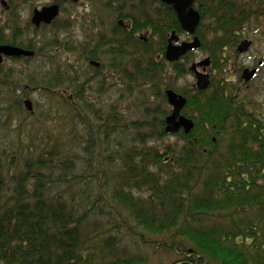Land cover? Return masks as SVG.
<instances>
[{"label":"trees","instance_id":"obj_1","mask_svg":"<svg viewBox=\"0 0 264 264\" xmlns=\"http://www.w3.org/2000/svg\"><path fill=\"white\" fill-rule=\"evenodd\" d=\"M196 9L198 36L221 75L186 97L183 114L195 123L189 134H168L163 112L157 129L145 118L139 137L125 138L129 123L118 105L85 94L105 66L92 67L91 75L71 62H51L47 70L45 60L39 76L25 77L30 88L63 102L72 126L67 143H43L0 163V264H264V119L227 92L230 70L222 62L238 32L264 20V6L198 0ZM130 18L116 42L122 51L109 54L116 55L110 78L119 72L128 84L154 87L167 77L171 33L183 32L176 13L159 0ZM143 30L159 40L155 54L137 36ZM102 44L94 53L85 44L66 50L89 64L106 55ZM48 48L61 49L57 37L40 47L44 59L51 58ZM181 61L169 64L178 78L190 74ZM161 97L167 101L166 93ZM170 136L177 140L162 144ZM152 255L160 262L152 263Z\"/></svg>","mask_w":264,"mask_h":264},{"label":"rangeland","instance_id":"obj_2","mask_svg":"<svg viewBox=\"0 0 264 264\" xmlns=\"http://www.w3.org/2000/svg\"><path fill=\"white\" fill-rule=\"evenodd\" d=\"M53 1L7 0L11 10L13 9L10 17L5 13V8L2 1H0V35L12 38L16 33H20L22 39L18 38V42L22 41L23 38L24 41L34 39L41 46L44 42L53 41L57 37L61 47L57 51H54V48H48L47 50L51 58L47 57V59H44L41 57L33 64H28L25 67L24 64L14 62H6L0 67V163H4V165L8 164L7 161L10 158L15 157V159H18L20 157L19 152L28 153L33 149L39 150L38 147L43 146V143L49 144V148L56 145L57 141L59 143H67L68 139L64 135L71 132L70 127L72 124L69 122L71 121V115L69 113L65 114L66 110L63 107V102L58 97L53 98L52 95L44 94L42 90L36 92L34 88H30L31 84L25 81V77L37 74L39 76L43 71L42 66H44V62L46 61L49 62L45 66L47 70L50 69L51 62L56 64V67H59L60 63L66 64L71 62L76 68L81 65L83 72L90 73L91 75L95 74V71L88 63L85 61L83 63L77 62V59H79L78 54L71 53L66 48L69 46L76 47L79 44L84 47L85 44L88 46L87 51L94 53L96 50H94L93 46L97 43L100 45L106 41L111 43L119 41L120 34L117 32L118 21L121 20L120 18H124V16H132L134 13L130 3H126L125 0H79V4L77 5L68 0H56L58 2H65L63 3V11L57 20L58 24L44 28L39 33L35 32L33 27L30 29V26L26 22L28 11L34 6L42 8ZM238 1L242 4H248L254 10L259 5L264 6V0ZM152 2L149 0V2L147 1L143 5H148L147 8H149ZM141 5L139 4L138 7ZM141 10L145 11L146 8ZM10 18L13 20L15 18V20L10 25L11 31H8L6 25L7 19ZM203 26L205 25H201V28ZM58 27H65V30H58ZM245 27L244 34L246 35V39H251L254 45L251 47L249 53L239 58L236 68L238 69V74L245 69L253 68L259 60H264V20H260L258 24L251 21ZM25 32L26 36L24 37ZM142 34L144 37L147 35L146 31L143 30L137 36L143 37L141 36ZM180 39L186 42L192 40L191 37L189 39L187 36H181ZM146 42L149 43V47L152 48V53L155 54L156 48L159 47L157 44L159 40L155 39L154 36H150ZM110 48V46H106L102 49L108 51ZM111 49L114 50L115 48ZM116 51H122V47ZM190 55L191 57L188 62L181 61L182 64L187 65V70L193 64L202 62L209 57L206 52L201 51ZM115 56L109 54L102 56L99 62L106 68L103 67L98 76L103 78L92 82L89 85L91 89L85 94L90 99L118 105L120 115L125 114L123 117L129 123V134L125 138H138L139 134H141L140 131L143 132L141 126L145 118L148 122L153 123L154 129L158 128L156 123L160 121L161 114L165 112L169 115L171 112V107L168 102L164 101L161 97L167 89L173 90L183 97H187L195 90V75L187 73L184 77L178 78L173 73L171 67H169L168 61V70L165 72L167 77L159 80L154 87L140 86L134 81L128 84L127 78L119 72L116 73L115 79L110 78L114 73H110L109 67L113 64ZM228 56L231 57L230 52L226 58ZM118 61L120 62V59ZM228 66L231 68L232 64L230 63ZM215 67V65L211 67L210 70H207V73L210 74L211 80H214L213 76H215L216 82H218L221 73ZM224 67L226 68V65ZM111 71L113 72V69ZM118 71H120L119 68ZM261 72L260 77L255 79V82L248 89L236 83L237 78L233 75L234 72L232 70L228 71L224 76L228 80H235V83L231 84L229 89L231 88L240 94L242 99L251 101L252 104L257 105V111L260 113V117L264 119V67ZM102 81L106 82V86L102 88L103 93L100 94L98 92L100 88L99 83H102ZM125 87H127V90ZM158 91H160V94H158ZM66 96H64L65 100H67ZM24 100L32 101L34 108L33 114L30 112L27 113L23 102ZM19 102L21 103V108L16 107V104ZM98 108H101L100 105H98ZM185 115H187L186 112ZM145 132L150 133V130H144ZM176 140V137L170 136L165 138L162 144H165V142L172 143ZM147 143L148 145H154L152 141H148ZM150 260L152 263L160 262L159 256L156 255H152Z\"/></svg>","mask_w":264,"mask_h":264},{"label":"water","instance_id":"obj_3","mask_svg":"<svg viewBox=\"0 0 264 264\" xmlns=\"http://www.w3.org/2000/svg\"><path fill=\"white\" fill-rule=\"evenodd\" d=\"M163 4L170 5L174 8L175 12L177 13L178 20L180 22L181 28L183 31L187 32L188 34L195 36L193 42L191 43H184L181 46H175L173 41H178V37L176 33L173 32L171 39L169 41V45L166 50L165 58L168 62L174 63L179 61L183 58L186 54L190 51L196 50L200 47L199 38L196 36L198 27L201 23V16L199 12L195 9V4L197 0H159ZM60 14L59 7L54 5L51 7L43 8L41 11L36 10L34 17H33V24L37 27H40L41 24H51L54 20L58 18ZM250 47V43L248 41L243 42L240 46L238 51L240 53L246 52ZM2 55L6 56H32V52L24 51L21 49L9 47V46H0V62H2ZM94 66L99 67L100 64L92 63ZM211 60L208 58L198 64L193 65L192 71L196 74V87L201 90L205 91L209 89L211 85L210 75L201 73L198 71V68L204 67V72L206 71L207 67H210ZM244 78L247 82L251 81L255 75L254 71L246 70L244 72ZM168 104L173 108V112L166 118V132L168 134H176L179 133L182 129L185 134H189L195 127V123L192 119L187 118L185 115L182 114L184 108L188 104V100L175 93L172 90H168L166 92ZM26 110L29 112H33V105L32 102L26 101L25 103Z\"/></svg>","mask_w":264,"mask_h":264},{"label":"flooded vegetation","instance_id":"obj_4","mask_svg":"<svg viewBox=\"0 0 264 264\" xmlns=\"http://www.w3.org/2000/svg\"><path fill=\"white\" fill-rule=\"evenodd\" d=\"M0 1H2V4H3V6H4V8H5V13L6 14H8L9 15V17L11 16L10 15V13H11V11L13 10H11V8L9 7V4H8V2H7V0H0ZM68 1H71L73 4H79V0H68ZM149 2V0H142L141 2H140V0H125V2L127 3V2H129L130 3V5L132 6V10H134V9H137V7L139 6V4H145L146 2ZM151 1H153V0H151ZM198 1V0H197ZM161 2V1H160ZM63 3H65L64 1H62V2H58V1H56V0H54L52 3H50L49 5H46V6H43L42 8H38V7H33L30 11H28V17H27V24H28V26H30V29L33 27V29L35 30V32H37V33H39V32H41V30L44 28V27H50V26H53V25H55V22H57V20L59 19V17H60V15H61V13H62V11H63V7H64V5H63ZM153 3V2H152ZM151 3V4H152ZM197 3V2H196ZM163 4V3H162ZM54 5H56V6H58L59 7V10H60V14H59V16H58V18L56 19V20H54L51 24H49V25H47V24H41L40 25V27H37V26H35L34 24H33V17H34V14H35V11L36 10H39V11H41L43 8H46V7H51V6H54ZM164 5H166V6H169V7H171L172 9H173V11L175 12V10H174V8L172 7V6H170V5H167V4H164ZM145 6H148V5H145ZM195 8H196V4H195ZM16 10V9H15ZM197 10V9H196ZM198 11V10H197ZM25 12V11H24ZM176 13V12H175ZM133 15V14H132ZM16 16V15H15ZM176 16H177V13H176ZM127 17H129V16H124V18L122 17V18H120L121 20H119L118 21V27H117V32H119L120 31V28L122 29V28H124L125 30H129L130 29V27H131V25H132V21H133V19H127ZM123 19V20H122ZM177 19H178V16H177ZM14 20H15V18H14ZM13 19H7V30L9 31H11V29H10V25L13 23V21H14ZM125 20H127L128 21V23L125 21ZM123 21H125L126 23H124ZM178 22H179V20H178ZM179 24H180V22H179ZM180 28H181V25H180ZM198 29H199V27H198ZM181 30H182V28H181ZM245 31V30H244ZM244 31L242 32V33H240V32H238V38H241L242 37V39H240L239 41H237V44L235 45V47H233V48H229V47H225L224 49H223V57H224V60L222 61L223 62V64H225L226 66H228V64H232V66H231V68H230V66H228V69L229 70H232V72H234L233 73V75L237 78V80H236V83L237 84H240L243 88L245 87L246 89H248L250 86H251V84L253 83V82H255V79H257V78H259L260 77V75H261V71H262V68L264 67V60H259L257 63H256V65L253 67V68H251L250 67V69H247V70H249V71H254L255 72V75H254V77H253V79L251 80V81H249V82H247L246 81V79L244 78V72L246 71V69L244 70V71H242V72H240V74H238V69H236L237 68V64H238V62H239V58L241 57V56H243L244 54H247V53H249V51L251 50V47L254 45V43H253V41L251 40V39H249V38H247L246 39V35L244 34ZM150 32H151V30L150 31H146V37H144V33L141 35V36H143V37H139L140 39H142V40H144V41H146V40H148V37H149V34H150ZM173 32H175L176 33V31H173ZM172 32V33H173ZM182 32L183 33H181V34H177L176 33V36L178 37V41H173V44L175 45V46H181L182 44H184V43H191V42H193V40H194V38H195V36H192V35H190V34H188L187 32H185V31H183L182 30ZM197 32H198V30H197ZM172 33H171V35H170V37H169V39H168V41H167V45H166V50H167V47H168V45H169V41H170V39H171V36H172ZM26 36V32H25V34H24V37ZM181 36H187V37H189V39H190V37L192 38V40H189L188 42H186V41H182L181 39H180V37ZM196 36L199 38V41H200V47L198 48V49H196V50H193V51H190L188 54H192V53H195V52H198V51H201V52H205V50L203 49L204 48V43H203V41H202V39H201V37L200 36H198V34H196ZM18 38H20V39H22V35L20 34V33H16L12 38L10 37V38H8V37H6V36H2V35H0V46H9V47H13V48H17V49H21V50H24V51H28V52H32L33 53V55L32 56H21V57H16V56H6V55H2V62H0V67H2L6 62H14V63H21V64H24V67L26 66V65H28V64H33L34 62H36V60H38L39 58H41L42 57V52L39 50L40 49V47H42L41 46V44L37 41V40H34V39H31V40H27V41H24V38H23V40L22 41H20V42H18ZM246 41H248L249 43H250V47H249V49L246 51V52H244V53H240L239 51H238V49H239V46L243 43V42H246ZM32 44H35V47L37 48V50H34V49H26V48H28V47H31L32 46ZM106 46H110L111 48H115L116 50L118 49V48H120L117 44H116V42L115 43H111V42H105L104 44H102V48L103 47H106ZM100 49V52L102 53L103 52V54H110L111 53V51H113L111 48L108 50V51H105V50H103V49ZM206 48H208V46H205V49ZM114 49V51H116ZM231 49V50H230ZM38 52V53H37ZM229 52H230V56L231 57H229L228 56V58H226L227 57V55L229 54ZM165 54H166V51H165ZM188 54H186L185 56H187ZM184 56V57H185ZM183 57V58H184ZM208 57V56H207ZM183 58H181L179 61H176V62H180ZM210 60H211V65H210V67H207L206 68V71L204 72V67L203 68H198V71L199 72H201V73H205V74H208L207 73V70H210V68L211 67H213L214 66V64H213V61H212V59H211V57L209 56L208 57ZM207 58V59H208ZM231 58V59H230ZM166 59V58H165ZM167 61V60H166ZM98 63V64H100V66L99 67H96V66H94L92 63ZM176 62H174V63H176ZM169 64H172V63H170V62H168ZM200 63V62H199ZM195 64H198V63H195ZM195 64H193V65H195ZM89 65H90V67H93V68H95V69H97V68H100L101 66H102V63L101 62H99V61H91V62H89ZM193 67V66H192ZM192 67L189 69L190 70V74H193V75H195V78H196V74H195V72L194 71H192L191 69H192ZM210 75V74H209ZM210 81H211V76H210ZM196 83H197V79H196ZM233 83H235V80H231V79H229V87H231V84H233ZM194 89H197L198 91H201V90H199L196 86H195V88ZM36 90V89H35ZM37 91H39L40 92V89H37L36 90V92ZM168 91V90H167ZM166 91V92H167ZM173 91V90H172ZM165 92V93H166ZM227 92H230V93H233L234 94V96H236L241 102L243 101L244 102V108H246V109H249L250 111H251V113H253V112H256L257 113V115H258V117H260V113L257 111V105H255V104H252V102L251 101H247V100H244V99H242L241 98V95L240 94H238L237 92H235V91H231V88L229 89V91L227 90ZM166 98H167V96H166ZM186 98V97H185ZM187 99V98H186ZM26 101H30V100H24L23 102H24V106H25V103H26ZM30 102H32V101H30ZM167 102H168V100H167ZM32 105H33V103H32ZM254 107H255V109L256 110H254ZM25 109H26V107H25ZM29 112V111H28ZM172 112H173V110L171 109V112H170V115L172 114ZM31 114H33L34 113V108H33V112H30ZM184 115V114H183ZM169 116V115H168ZM262 118V117H261ZM181 131H183V129L181 130ZM180 131V132H181Z\"/></svg>","mask_w":264,"mask_h":264},{"label":"bare ground","instance_id":"obj_5","mask_svg":"<svg viewBox=\"0 0 264 264\" xmlns=\"http://www.w3.org/2000/svg\"><path fill=\"white\" fill-rule=\"evenodd\" d=\"M199 12V11H198ZM199 14H200V12H199ZM200 16H201V14H200ZM201 20H202V16H201ZM127 23H128V21L127 20H125ZM125 21H123L124 23H126ZM201 24V23H200ZM138 35H140V33H138ZM170 106V105H169ZM171 107V106H170ZM186 107H187V105H186ZM185 107V108H186ZM185 108H184V110H185ZM171 109L173 110V108L171 107ZM183 110V111H184ZM182 114H183V112H182ZM187 206H185V209H184V211L186 212L187 211V208H186ZM200 215H202L201 213H199Z\"/></svg>","mask_w":264,"mask_h":264}]
</instances>
